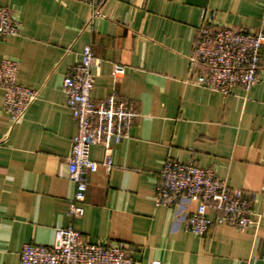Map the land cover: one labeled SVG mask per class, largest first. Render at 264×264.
<instances>
[{
    "label": "crops",
    "instance_id": "obj_1",
    "mask_svg": "<svg viewBox=\"0 0 264 264\" xmlns=\"http://www.w3.org/2000/svg\"><path fill=\"white\" fill-rule=\"evenodd\" d=\"M18 20L0 38V61L18 64V83L38 98L15 123L0 90V264H20L24 244L51 246L72 225L89 243L122 244L133 264H264V48L258 82L223 97L192 85L189 57L203 12L222 27L256 32L264 0H107L94 15L78 0H0ZM91 46L97 65L91 98L132 103L129 134L112 144V168L88 175L82 217L67 158L76 123L63 78ZM114 65L124 74L112 77ZM101 164V147L90 150ZM165 161L211 169L229 187L255 195L256 228L213 225L201 237L184 229L194 203L155 204ZM210 219L214 214H207Z\"/></svg>",
    "mask_w": 264,
    "mask_h": 264
},
{
    "label": "built area",
    "instance_id": "obj_2",
    "mask_svg": "<svg viewBox=\"0 0 264 264\" xmlns=\"http://www.w3.org/2000/svg\"><path fill=\"white\" fill-rule=\"evenodd\" d=\"M88 4L94 15L107 0H78ZM20 24L8 8H0V38L19 33ZM264 48V20L252 33L241 29L222 27L214 22V15L203 12L196 30L194 50L189 57V82L210 93L227 97L235 90L247 94L258 82L262 50ZM97 65L91 46H85L81 59L63 78L65 105L76 123V134L71 139L67 158L68 180L74 194L67 207L70 219L82 217L88 175L99 166L112 168V144L126 138L137 117L132 103L108 96L97 103L90 94ZM124 67L114 65L112 77L124 74ZM18 64L11 59L0 61V90L3 110L13 123L17 122L38 98V92L22 86L17 80ZM94 146L102 148L101 164L90 159ZM160 183L154 197L157 206L180 208L194 203L195 209L184 219L185 231L201 237L213 225H228L238 231L256 228L260 216L253 212L255 195H245L216 177L211 169H202L193 163L165 161L159 172ZM208 213L214 214L210 219ZM20 264H133L122 244L89 243L69 225L56 229L51 246L24 244ZM151 264H159L153 261Z\"/></svg>",
    "mask_w": 264,
    "mask_h": 264
}]
</instances>
